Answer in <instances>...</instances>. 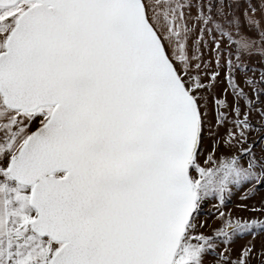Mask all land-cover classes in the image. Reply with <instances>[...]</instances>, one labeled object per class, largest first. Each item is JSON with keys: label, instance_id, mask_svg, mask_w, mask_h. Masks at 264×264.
I'll return each mask as SVG.
<instances>
[{"label": "snow or ice", "instance_id": "obj_1", "mask_svg": "<svg viewBox=\"0 0 264 264\" xmlns=\"http://www.w3.org/2000/svg\"><path fill=\"white\" fill-rule=\"evenodd\" d=\"M0 264H264V0H0Z\"/></svg>", "mask_w": 264, "mask_h": 264}]
</instances>
